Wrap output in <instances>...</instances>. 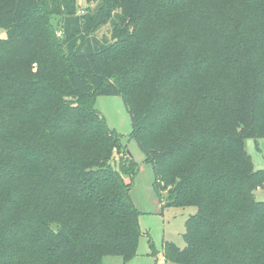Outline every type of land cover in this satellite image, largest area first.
Listing matches in <instances>:
<instances>
[{
    "label": "trees",
    "instance_id": "obj_1",
    "mask_svg": "<svg viewBox=\"0 0 264 264\" xmlns=\"http://www.w3.org/2000/svg\"><path fill=\"white\" fill-rule=\"evenodd\" d=\"M78 5L0 0V264L135 255L125 177L139 163L94 107L102 95L123 100L159 201L196 208L165 262L264 264V168L244 144L264 137V0H101L82 33L108 24L106 46L68 52L76 32L56 33Z\"/></svg>",
    "mask_w": 264,
    "mask_h": 264
},
{
    "label": "rangeland",
    "instance_id": "obj_2",
    "mask_svg": "<svg viewBox=\"0 0 264 264\" xmlns=\"http://www.w3.org/2000/svg\"><path fill=\"white\" fill-rule=\"evenodd\" d=\"M100 1L101 0H96V2H91V10H86L85 1L78 0L79 9L76 14L84 16V12H91L93 8H95L96 11L99 8ZM62 27L64 29V26H60L57 32H60ZM109 31L110 27L106 24L101 26L96 35H85L82 31L76 32L75 35L71 37V39L73 38L71 40V43L74 45L73 49L79 52L97 51L101 49V44H106L100 36L105 35L109 37ZM67 33L62 36L60 35V38L67 37ZM4 36L5 30L0 29V38ZM65 48L68 52L71 49L70 47L67 49V45ZM94 107L98 114L104 117L108 127L120 138V151H123V155H125L126 151V154L129 155L133 161L139 163V169L136 175L133 177H125L127 181L131 182L129 195H131L134 206L140 210L138 224L142 233L138 238L136 253L127 261H124V259L119 256L108 255L104 258L102 264H179L173 261L165 262L162 255L163 245L166 241H173L180 247L185 246V240H183L182 237L185 232L184 222L191 213L195 212L196 208L193 206H185L183 208L170 205L167 206L166 190L161 191L163 200L162 202L159 201L152 187V183L155 179L153 167L149 163L143 161L145 155L140 147H138L136 141L131 137V117L120 95L97 96L94 99ZM246 140H248L247 151L254 157L255 152L253 148H251V142L254 140L250 138ZM121 152H116L111 160L112 164L118 169H120L121 164L127 159ZM255 196L257 200L263 201L264 187L255 190Z\"/></svg>",
    "mask_w": 264,
    "mask_h": 264
},
{
    "label": "crops",
    "instance_id": "obj_3",
    "mask_svg": "<svg viewBox=\"0 0 264 264\" xmlns=\"http://www.w3.org/2000/svg\"><path fill=\"white\" fill-rule=\"evenodd\" d=\"M92 10L95 11V8H93ZM84 13H85L84 16L73 14V15H68V16L64 17L63 22H62L63 23L62 26H64V29L62 27V29L60 30L61 36L68 32L67 33L68 34L67 37H68L69 35H71L75 32L82 31L84 29V27L86 26V24L88 23V20H89L90 15H91V12H84ZM64 31L65 32L67 31V32L65 33ZM72 39H70L69 42L67 43V49H69V47H70L71 49L69 51H77V50L73 49L74 45L71 43ZM105 46H106L105 44H101V48H103ZM98 50H101V49H98ZM87 52H94V51H87ZM247 141L248 140H245L244 144H245V148L248 150V144H247L248 142ZM251 148H253V150L255 152L254 157H252V155H250L251 159L253 160L254 167L256 169L264 168V137H261L260 139L252 141L251 142Z\"/></svg>",
    "mask_w": 264,
    "mask_h": 264
},
{
    "label": "built area",
    "instance_id": "obj_4",
    "mask_svg": "<svg viewBox=\"0 0 264 264\" xmlns=\"http://www.w3.org/2000/svg\"><path fill=\"white\" fill-rule=\"evenodd\" d=\"M56 34H57V36H60L61 35L60 32H57Z\"/></svg>",
    "mask_w": 264,
    "mask_h": 264
}]
</instances>
